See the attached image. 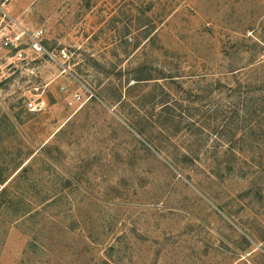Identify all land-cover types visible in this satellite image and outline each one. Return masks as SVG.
<instances>
[{
  "label": "rangeland",
  "instance_id": "1",
  "mask_svg": "<svg viewBox=\"0 0 264 264\" xmlns=\"http://www.w3.org/2000/svg\"><path fill=\"white\" fill-rule=\"evenodd\" d=\"M0 5V264H264V0Z\"/></svg>",
  "mask_w": 264,
  "mask_h": 264
},
{
  "label": "built area",
  "instance_id": "2",
  "mask_svg": "<svg viewBox=\"0 0 264 264\" xmlns=\"http://www.w3.org/2000/svg\"><path fill=\"white\" fill-rule=\"evenodd\" d=\"M2 25L3 30H0V50H15V58L20 61L24 60L23 51L20 49L24 37H28L29 43L26 44L29 46L30 51L38 54L43 50L40 44V37L43 31L39 30L35 34L28 35L27 32L21 28L20 24L0 5V26ZM72 101L80 102L81 96L74 93L72 95ZM32 105V103H29V108H31Z\"/></svg>",
  "mask_w": 264,
  "mask_h": 264
},
{
  "label": "trees",
  "instance_id": "3",
  "mask_svg": "<svg viewBox=\"0 0 264 264\" xmlns=\"http://www.w3.org/2000/svg\"><path fill=\"white\" fill-rule=\"evenodd\" d=\"M149 79H143V78H140L138 79L137 81H147ZM263 93H264V89H262ZM242 94H240V97H241ZM247 95H251V93L247 94ZM255 94L253 93V96H251L252 98L249 100V103L248 105L246 104L245 105V109L243 110H247V114L246 112H244L245 114H243L242 118H245L246 116H248L247 120L244 119L246 122H250V121H255L256 124H257V121L259 120H263L264 118V96H255ZM237 110L234 111V114H236ZM234 118L233 116L231 117V119ZM253 131H257V130H253V127L249 126L248 128V134L250 133L252 135ZM243 140V139H242ZM240 139V141H242ZM239 140H236L232 137L231 141L229 142L230 145L232 146H229V148L231 149V152H233L235 155H238L239 153L238 152H235L233 149V146L235 145V143L237 142H240Z\"/></svg>",
  "mask_w": 264,
  "mask_h": 264
}]
</instances>
